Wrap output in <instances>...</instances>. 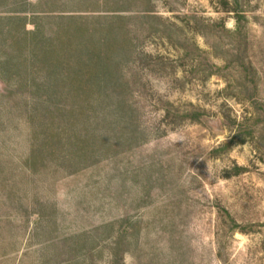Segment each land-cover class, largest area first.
<instances>
[{
    "label": "rangeland",
    "instance_id": "1",
    "mask_svg": "<svg viewBox=\"0 0 264 264\" xmlns=\"http://www.w3.org/2000/svg\"><path fill=\"white\" fill-rule=\"evenodd\" d=\"M0 264H264V0H0Z\"/></svg>",
    "mask_w": 264,
    "mask_h": 264
},
{
    "label": "trees",
    "instance_id": "2",
    "mask_svg": "<svg viewBox=\"0 0 264 264\" xmlns=\"http://www.w3.org/2000/svg\"><path fill=\"white\" fill-rule=\"evenodd\" d=\"M93 51H90L91 55L95 54V52H96V50H93ZM99 56H100V54H99ZM99 56L93 58L92 61L91 60L87 61V64H88V66H93L95 69L96 82H94V85L101 87V85L103 86L105 84V80L107 81V78L109 77L108 74L110 73L112 68L115 66V64H113V62L107 63V56L105 57L106 60H105V58H102ZM85 82H86V84H89V82L91 83L90 80L85 81ZM112 111L113 112H110V110H109L108 111L109 114H107V112H106L105 115L99 116L97 114V110H94L91 113L92 115L89 116V119L87 122V124L90 125L89 126V128H91L90 130H89V128H87L86 125H84L82 127L81 131H79V132H77V130L73 131L74 134L70 138V136L68 134L69 128L68 129L66 128V129L60 131L59 133L56 132L54 134H50L47 138V139H49L47 143H50V144L52 142L58 143L59 145L64 146L68 151L72 150V152L75 154L77 151L78 154L82 153L83 155L88 153V151L94 152V151L104 150L106 147L102 145L103 143H100L101 140L104 139L102 137L103 135L96 132V131H98L97 128L92 130V126H95V124L99 125L104 121L105 122L108 121L110 126H113V123H114L113 120L115 119L113 113H115L119 110H112ZM67 113L71 114V116H74L75 121L77 123L82 116H86V111L83 109H71V110L67 111ZM109 116L111 117V120L109 119ZM201 116H202L201 112L194 110L193 114L191 113L187 118L192 120V121H200ZM92 117H93V119H92ZM100 121H102V122H100ZM119 121H121L120 117H118L117 123H119ZM117 123H116V126L118 125ZM75 125L76 124L71 123L70 127L72 130L75 129ZM92 131H95V132H92ZM71 139H76V141L74 142ZM112 149H113V147L111 148V150Z\"/></svg>",
    "mask_w": 264,
    "mask_h": 264
}]
</instances>
